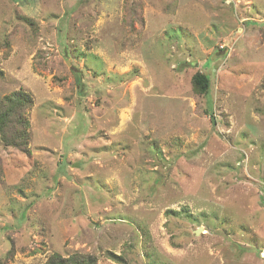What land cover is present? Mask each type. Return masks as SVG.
Returning <instances> with one entry per match:
<instances>
[{"label":"rangeland","instance_id":"374dc122","mask_svg":"<svg viewBox=\"0 0 264 264\" xmlns=\"http://www.w3.org/2000/svg\"><path fill=\"white\" fill-rule=\"evenodd\" d=\"M13 92L0 264H264V0H0Z\"/></svg>","mask_w":264,"mask_h":264},{"label":"trees","instance_id":"16d2710c","mask_svg":"<svg viewBox=\"0 0 264 264\" xmlns=\"http://www.w3.org/2000/svg\"><path fill=\"white\" fill-rule=\"evenodd\" d=\"M210 80L203 71H196L191 77L192 90L199 95L208 92ZM30 96L24 92H13L4 95L0 102V143L4 147H13L29 154V122L26 110L31 106ZM112 259L121 260L120 256L109 253ZM96 257L88 253L72 252L62 256L53 252L46 264H96Z\"/></svg>","mask_w":264,"mask_h":264},{"label":"water","instance_id":"95a60500","mask_svg":"<svg viewBox=\"0 0 264 264\" xmlns=\"http://www.w3.org/2000/svg\"><path fill=\"white\" fill-rule=\"evenodd\" d=\"M198 233H199V229H196V230H195V234H198Z\"/></svg>","mask_w":264,"mask_h":264}]
</instances>
